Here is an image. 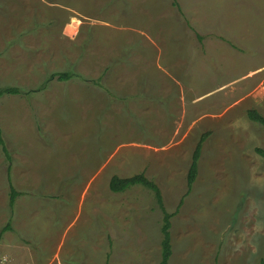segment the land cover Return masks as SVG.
<instances>
[{
	"label": "rangeland",
	"instance_id": "374dc122",
	"mask_svg": "<svg viewBox=\"0 0 264 264\" xmlns=\"http://www.w3.org/2000/svg\"><path fill=\"white\" fill-rule=\"evenodd\" d=\"M175 2L0 0L1 87L89 80L0 98L21 194L0 264H158L153 193L109 189L140 173L172 214L170 264L264 258V126L248 118L264 117V0ZM8 216L0 151V229Z\"/></svg>",
	"mask_w": 264,
	"mask_h": 264
},
{
	"label": "trees",
	"instance_id": "16d2710c",
	"mask_svg": "<svg viewBox=\"0 0 264 264\" xmlns=\"http://www.w3.org/2000/svg\"><path fill=\"white\" fill-rule=\"evenodd\" d=\"M173 3L178 8V4H176L175 0H173ZM76 79H79L80 81H85V82L89 81V80L84 79L81 75H79L73 70L54 72V73H51L46 78V80L43 82V84L40 87H37L36 89L23 91L21 89L14 88V87H1L0 86V98L3 96H18V95H24V96L33 95L34 96L36 93L42 92L45 89H47L48 84H50L52 80L65 83L70 80H76ZM94 84L101 87L100 80H96ZM248 118L251 121L264 126V117H262L257 111L250 110L248 112ZM206 136H207L206 134L201 136L192 154L191 164L188 169V173L186 177L187 193H190L192 185L197 177L198 161L200 159L202 145L204 141L206 140ZM0 151L6 163V184L8 186V214H9L6 225L0 229V239H1L3 234H5L8 231H12V220H13L15 204H16L17 199L21 196L20 192L17 191L13 185L12 174H11L12 157L4 141L1 129H0ZM256 152L260 156L264 157V150L257 149ZM134 186H142L148 189L149 191H151L154 195L155 202L162 213V225H161L162 238H161V243H160L161 257H160V262L158 264H170L169 259L172 255L171 236H170V227H171L170 219L172 217V214H169L165 211L164 206H163L162 196H161L160 190L157 187V185L152 180L147 179V177H145L143 173L134 175L129 178H124V179L114 176L111 178L109 182V189L113 193H123ZM259 264H264V258H262L259 261Z\"/></svg>",
	"mask_w": 264,
	"mask_h": 264
}]
</instances>
